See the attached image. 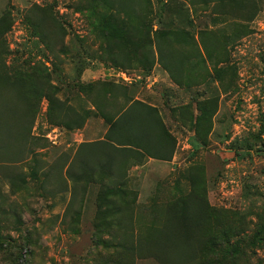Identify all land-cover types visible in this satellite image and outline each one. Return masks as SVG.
<instances>
[{
	"label": "rangeland",
	"instance_id": "1",
	"mask_svg": "<svg viewBox=\"0 0 264 264\" xmlns=\"http://www.w3.org/2000/svg\"><path fill=\"white\" fill-rule=\"evenodd\" d=\"M91 83L154 107L169 133L160 146L175 144L174 164L136 194L125 242L147 227L158 237L170 213L191 223L197 247L230 240L222 249L238 250V264H264V0H0V264H105L116 252L109 197L65 175L83 135L99 141L107 127L93 116L81 130L55 127L44 98L84 113ZM175 245L169 259L154 248L161 264L212 263ZM124 254L133 264L136 252Z\"/></svg>",
	"mask_w": 264,
	"mask_h": 264
},
{
	"label": "trees",
	"instance_id": "2",
	"mask_svg": "<svg viewBox=\"0 0 264 264\" xmlns=\"http://www.w3.org/2000/svg\"><path fill=\"white\" fill-rule=\"evenodd\" d=\"M105 22L108 28V18H105ZM117 32L115 30V33ZM156 53L157 64L172 76V68L167 63L165 52L159 44L156 45ZM81 94L84 101L89 105L84 113L56 97L45 94L44 98L48 103V117L53 118L55 127L66 131L81 130L90 116L101 118L107 127L102 141L77 146L65 171L66 178L74 185H82L83 182L88 185L100 184V187L105 191L103 193L109 197L103 204V215L104 217L106 215L113 217H103V225H108L109 220L112 221L118 231L114 235L118 237L121 233L122 239L116 248V252L103 258V261H106L105 264H123L121 260L126 258L124 251H135L137 254L135 261L153 259L161 264L155 257L154 248H157L159 254L169 248L178 249L175 245L177 239L181 240L182 246L189 249L186 256L190 257L191 261L200 256L201 260L205 262V259L210 256L212 257L211 264H225L227 260H232L233 264H238L240 255L238 250L235 252L236 255H231L222 249L223 246H232L230 240L224 241V244L218 246L209 241L205 248V243L203 246L201 245L202 247H197L195 235L191 229L189 230L191 223L186 218L179 219L174 217L175 215L170 216V213L163 218V224L157 231L158 237H155V231L149 233V227H147L142 235L137 238L138 241L128 236L129 241L125 242L126 234H131L129 227L136 220L130 214L132 212L128 215L127 213L137 205V193L128 189L127 162L129 160L142 162L147 158L170 161L175 152V144L171 149L165 151L160 146L165 138H169V133L154 107L141 101H134L124 94H117L114 90L102 97L100 92L96 90L94 83L84 87ZM52 112L53 116L51 115ZM27 118L20 120L17 126V136L21 140H26V131L30 130L29 125L31 126L33 123L32 114ZM1 122L0 127L3 126ZM118 198H130L132 204L130 205L126 199L121 202ZM171 207L172 205L167 204L163 208L170 210ZM127 222L129 223L127 224ZM153 222L156 224V221H152L150 225ZM236 245L237 243L233 247L235 248ZM208 246L209 249H207ZM199 247L200 250H198ZM210 248L213 252L210 251ZM119 249L121 251L118 252ZM168 256V254H161L164 259L166 257L169 259ZM170 264H179V262L175 260Z\"/></svg>",
	"mask_w": 264,
	"mask_h": 264
},
{
	"label": "crops",
	"instance_id": "3",
	"mask_svg": "<svg viewBox=\"0 0 264 264\" xmlns=\"http://www.w3.org/2000/svg\"><path fill=\"white\" fill-rule=\"evenodd\" d=\"M154 72L157 74L158 77H162V75L160 74V72L156 70V68H154ZM127 97L132 98L134 101H141L131 92L127 95ZM102 123H103V126H105L103 120H102ZM106 130L103 133V138L106 133ZM88 135H89L88 133L83 135L82 137L83 139L80 141L82 143L80 144L98 142V141H94V142L88 141L87 140ZM103 138L99 141H102ZM174 160H175V157L171 158L170 161H163V160L152 159V158H147L142 162L138 160H133V161L129 160L127 162L128 189L133 192L139 193L141 189H145V187L147 186L146 185L147 179L149 177L150 178L160 177L163 173L164 168L167 167V165L171 166L172 164H174ZM144 260H153V259L136 260L135 264H138V262H141Z\"/></svg>",
	"mask_w": 264,
	"mask_h": 264
}]
</instances>
